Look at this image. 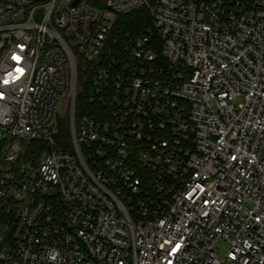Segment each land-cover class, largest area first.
<instances>
[{"label": "built area", "instance_id": "obj_1", "mask_svg": "<svg viewBox=\"0 0 264 264\" xmlns=\"http://www.w3.org/2000/svg\"><path fill=\"white\" fill-rule=\"evenodd\" d=\"M73 2L0 0V264H264V0Z\"/></svg>", "mask_w": 264, "mask_h": 264}, {"label": "trees", "instance_id": "obj_2", "mask_svg": "<svg viewBox=\"0 0 264 264\" xmlns=\"http://www.w3.org/2000/svg\"><path fill=\"white\" fill-rule=\"evenodd\" d=\"M150 1V0H149ZM117 24L124 31L131 32L133 34H138L146 26L149 25V19L147 16V9L141 8L125 16H120L117 18ZM90 91V79L87 75L83 74L78 70V90L75 100V121L79 119L81 112L86 109L91 108L88 101V94ZM59 138L63 141H67L69 138V127L68 123L61 122V133ZM33 147L40 145L39 143L31 144ZM42 147V146H40Z\"/></svg>", "mask_w": 264, "mask_h": 264}, {"label": "rangeland", "instance_id": "obj_3", "mask_svg": "<svg viewBox=\"0 0 264 264\" xmlns=\"http://www.w3.org/2000/svg\"><path fill=\"white\" fill-rule=\"evenodd\" d=\"M63 108H64V105L61 103V104L59 105V107H58L57 114H58V116H59V120H61V122H65V123H67V122H68L67 118L65 119V118L63 117V115H62ZM4 139H6V136H5V134H3V133L0 131V147L2 146V143H3V140H4ZM218 248L220 249L219 252H222L223 249L225 248V246H224L223 244H220V245L218 246Z\"/></svg>", "mask_w": 264, "mask_h": 264}, {"label": "water", "instance_id": "obj_4", "mask_svg": "<svg viewBox=\"0 0 264 264\" xmlns=\"http://www.w3.org/2000/svg\"><path fill=\"white\" fill-rule=\"evenodd\" d=\"M79 0H74L73 5L76 4Z\"/></svg>", "mask_w": 264, "mask_h": 264}, {"label": "snow or ice", "instance_id": "obj_5", "mask_svg": "<svg viewBox=\"0 0 264 264\" xmlns=\"http://www.w3.org/2000/svg\"><path fill=\"white\" fill-rule=\"evenodd\" d=\"M18 71H21L22 72L23 70L22 69H18ZM177 247H179V245H177Z\"/></svg>", "mask_w": 264, "mask_h": 264}]
</instances>
